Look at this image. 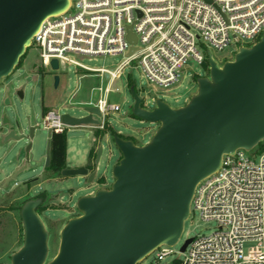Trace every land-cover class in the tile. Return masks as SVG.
I'll return each mask as SVG.
<instances>
[{"label": "water", "instance_id": "water-1", "mask_svg": "<svg viewBox=\"0 0 264 264\" xmlns=\"http://www.w3.org/2000/svg\"><path fill=\"white\" fill-rule=\"evenodd\" d=\"M70 6L71 0H0V85L17 69L42 25L65 14ZM128 39L137 43L131 28ZM208 61L210 75L197 79L198 93L185 107L175 109L157 99L155 108L147 109L131 87L132 114L160 125L152 140L139 146L119 133L110 136L121 153L113 169L114 183L109 190L80 198L81 215L62 229L58 253L51 261L50 234L38 214L43 199L26 202L20 214L24 244L11 264H141L162 246L179 243L199 184L220 171L225 156L240 150L252 152L264 142V36L251 48H240L234 60L222 66L211 53ZM51 67L58 89L59 62L53 60ZM17 96L23 99L24 91L19 90ZM4 105H10L8 96ZM87 112L82 118L63 114L62 122L70 128L99 126L94 115L101 117L100 110ZM19 129V123L12 125L6 115H0V149L32 140L37 128L30 127L28 137L19 135ZM31 151L32 145L25 149L26 161ZM103 151L100 145L92 172L88 166L68 167L62 177H82L94 183ZM50 160L48 152L46 167ZM25 169L27 164L18 166L6 180Z\"/></svg>", "mask_w": 264, "mask_h": 264}, {"label": "built area", "instance_id": "built-area-1", "mask_svg": "<svg viewBox=\"0 0 264 264\" xmlns=\"http://www.w3.org/2000/svg\"><path fill=\"white\" fill-rule=\"evenodd\" d=\"M129 28L136 44L128 39ZM263 36L264 0H71L65 14L42 25L31 48L39 51L42 67L53 75V60L59 62L60 76L76 69L79 86L69 104L80 94L82 80L100 79L101 86L83 106L100 110L101 117L94 119L103 121L96 128L105 130L107 118L121 112L110 97L127 68L137 64L152 87L169 90L180 82L189 60L204 66L209 53L216 60L213 50L230 49L228 61H233L240 48H251ZM108 56L124 60L112 69L83 62ZM62 115L58 109L47 112L50 134L71 129ZM193 211L203 221L215 222L217 229L193 238L181 252L180 264H264V152L258 158L244 150L225 156L220 171L197 187ZM174 247L159 248L157 262L175 255Z\"/></svg>", "mask_w": 264, "mask_h": 264}, {"label": "rangeland", "instance_id": "rangeland-1", "mask_svg": "<svg viewBox=\"0 0 264 264\" xmlns=\"http://www.w3.org/2000/svg\"><path fill=\"white\" fill-rule=\"evenodd\" d=\"M199 43V50L206 55L205 48ZM214 57L224 65L231 59L230 49L224 52L213 50ZM235 56L232 55V59ZM122 56L100 57L97 59H85L83 62L94 69H112L122 61ZM224 62V63H223ZM207 62L204 66L189 60L183 71L180 82L172 89H158L152 87L143 77L142 69L136 64L125 71V76L113 86L110 97L112 103L121 106V112L111 114L107 118L105 130L96 127L82 126L71 128L67 131V164L69 168H78L89 165V155L95 146L93 139L97 131L106 134L98 144L103 146L104 151L100 163L97 165V177L95 182L89 184L86 178L67 177L61 175L60 179L46 180L47 156L49 152L50 131L45 126V116L48 110L58 109L61 114H69L76 118L88 115L83 103L89 102L93 97L92 90L101 86L97 77H87L82 80L81 92L78 97L68 103L69 99L78 89V74L71 67L65 74H61V84L58 89L54 87V75L44 69L40 60V53L35 48L27 50L17 69L0 85V115H6L12 125L19 123L20 135H30V127H36L34 138L27 139L17 144H9L0 149V264H11L12 256L21 249L24 244V228L21 219V210L26 202L35 198L36 195H44L45 202L38 210V214L44 221L50 234L51 261L58 253L60 235L64 226L81 213L77 209L80 198L94 195L98 190H109L114 183L113 169L121 160L120 151L112 141L106 139V135L113 132L121 134L125 139L133 141L136 145H147L160 128L159 124H152L135 117L132 114L134 98L130 91L136 88L139 96L144 100L143 106L152 110L155 108L154 99H161L172 108L185 107L193 96L198 93L197 79L209 77L210 68ZM38 68H43L40 73ZM79 75H85L79 71ZM108 81H105L104 85ZM19 90L24 91V98L17 96ZM9 97L10 105L5 106V98ZM50 108L46 109L47 106ZM103 119H99L101 123ZM264 143V142H263ZM32 145L30 160L26 161L25 149ZM261 153L255 149L251 156L258 158ZM27 164V169L13 180L6 183V178L14 175L18 166ZM95 168V161L91 164ZM4 183V185H3ZM217 224L212 221H203L197 211H193L191 217L185 223L184 233L179 243L174 247L175 255L168 257L163 262H157L156 254H152L141 264H176L184 259L181 253L184 244L197 236H208L215 232Z\"/></svg>", "mask_w": 264, "mask_h": 264}, {"label": "trees", "instance_id": "trees-1", "mask_svg": "<svg viewBox=\"0 0 264 264\" xmlns=\"http://www.w3.org/2000/svg\"><path fill=\"white\" fill-rule=\"evenodd\" d=\"M22 61V59H21ZM209 66V65H208ZM38 70L43 72V68H38ZM132 87V86H130ZM106 133L102 131H97L95 138L96 143L95 146L92 148L90 155H89V164L94 163L96 160V153L98 149V144L102 140ZM114 134V133H112ZM49 156H50V165L47 168V172L49 178H55L56 176L60 175L63 170L68 168L67 164V149H68V141H67V132L62 134H50L49 140ZM260 153L264 152V143H260V145L256 148ZM176 264H180L177 262Z\"/></svg>", "mask_w": 264, "mask_h": 264}, {"label": "flooded vegetation", "instance_id": "flooded-vegetation-1", "mask_svg": "<svg viewBox=\"0 0 264 264\" xmlns=\"http://www.w3.org/2000/svg\"><path fill=\"white\" fill-rule=\"evenodd\" d=\"M114 134H115V132H113ZM48 168V167H47ZM46 168V169H47ZM89 169H90V171L92 172L95 168H94V166H92V165H89ZM61 175V174H60ZM62 176V175H61ZM45 177H46V180H56V179H60V178H58L57 176L55 177V178H49V175H48V172L46 171V174H45ZM8 182V180H6V183ZM3 185H4V183H3ZM45 196L44 195H36L35 196V198H33V199H43V203L45 202ZM2 201H4V199L2 198V199H0V202H2ZM40 209V208H39ZM38 209V210H39Z\"/></svg>", "mask_w": 264, "mask_h": 264}, {"label": "crops", "instance_id": "crops-1", "mask_svg": "<svg viewBox=\"0 0 264 264\" xmlns=\"http://www.w3.org/2000/svg\"><path fill=\"white\" fill-rule=\"evenodd\" d=\"M48 108H50L49 105L46 107V109H48ZM48 111H50V110H48ZM48 111H47V112H48ZM106 139H107V140H110V134H109V135H108V134L106 135ZM93 142L96 143V138L93 139ZM99 144H100V143H99ZM89 165H91V164H89ZM89 165H88V167H89Z\"/></svg>", "mask_w": 264, "mask_h": 264}]
</instances>
